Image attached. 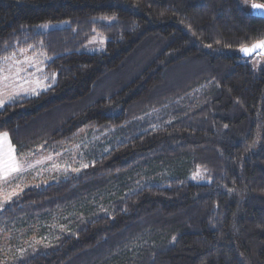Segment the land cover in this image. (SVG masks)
Listing matches in <instances>:
<instances>
[{
    "label": "trees",
    "instance_id": "obj_1",
    "mask_svg": "<svg viewBox=\"0 0 264 264\" xmlns=\"http://www.w3.org/2000/svg\"><path fill=\"white\" fill-rule=\"evenodd\" d=\"M252 2L0 0V57L40 45L54 78L0 107L16 153L122 131L0 209L4 264H264V56L237 54L264 38ZM95 32L105 50L79 51Z\"/></svg>",
    "mask_w": 264,
    "mask_h": 264
},
{
    "label": "rangeland",
    "instance_id": "obj_2",
    "mask_svg": "<svg viewBox=\"0 0 264 264\" xmlns=\"http://www.w3.org/2000/svg\"><path fill=\"white\" fill-rule=\"evenodd\" d=\"M66 24L67 21L64 20L45 22L37 25L36 30L48 31L53 28L65 26ZM105 44L106 38L102 34L95 32L88 41L78 48V50L89 53L101 52L105 50ZM21 49H27V52L21 54L20 49L13 52L16 54V58L22 60L25 55L28 57H34L37 67L28 69V72L33 73V75L27 77L30 82L24 85V88L28 89V91L26 93L21 92L20 95H33L34 93L32 92V89H36L37 93L48 88L54 82L53 75L48 74L45 71V62L49 59V57L45 51L40 48V45L33 46L32 48H29L28 46ZM13 53L0 57V64L7 65L9 62L5 61L4 57L12 56ZM258 59L259 56L255 54L249 61L254 65L258 62ZM38 69H42V71H38ZM201 89H197L198 94H195L196 101L194 102V100H192L194 104L201 100L200 97L203 93L200 91ZM12 91L13 89L0 91V100H5L6 102L10 101L7 97ZM16 91H19V89H16ZM1 106L2 105H0V107ZM94 129L95 128L90 127L81 129L76 139L70 144L54 143L47 147L38 148L24 154H17L21 160L26 161L27 164H31L32 167H27L26 165L25 170L6 186L3 182H0V209L8 202H4L3 200L2 193L4 191H15L18 194L23 188L35 183H46L63 177L68 172L78 173L81 169L86 168L84 165L89 166V164L93 162L94 158H97L109 150L113 144L121 140L122 131L118 128L114 127L103 132H99L97 129ZM90 131H92V134H90ZM76 169H79V171H76ZM4 226V221L0 220V245L3 247L5 244V248L10 250L11 248L16 247L17 243L14 245L16 240L11 239L12 236L9 235L11 232H16L18 230L11 229V224L8 232V230L4 229ZM16 227L21 228L18 226ZM67 227L68 226L61 224L60 228L64 229ZM27 228L33 230L32 225L30 226L28 224ZM22 230L23 229H20V231ZM35 231L36 230L31 232V235L37 236ZM7 261V254L3 255L0 253V264H4Z\"/></svg>",
    "mask_w": 264,
    "mask_h": 264
},
{
    "label": "snow or ice",
    "instance_id": "obj_3",
    "mask_svg": "<svg viewBox=\"0 0 264 264\" xmlns=\"http://www.w3.org/2000/svg\"><path fill=\"white\" fill-rule=\"evenodd\" d=\"M253 10L264 14L260 6L253 5ZM32 47V45H29V48ZM257 49L264 55V40L252 44L251 47L242 46L240 51L247 56L256 52ZM20 52L23 54L27 52V49H20ZM4 60L9 63L7 65L0 64V91L13 89L7 97L11 100L20 95L21 92L26 93L28 91L24 88V85L30 82L27 77L33 75V73L28 72V69L36 68L37 63L34 57L26 55L22 60L17 59L15 53L12 56L4 57ZM38 71H42V69H38ZM16 89H19V91H16ZM32 92L38 94L36 89H32ZM5 102V100H0V105ZM26 165L32 167L31 164H27L26 161L18 157L16 149L9 139V134L7 132L0 133V182H3L5 186L10 184L25 170ZM84 167H87V165H84ZM76 171H79V169H76ZM15 195H17L15 191H4L2 193L4 202L9 201Z\"/></svg>",
    "mask_w": 264,
    "mask_h": 264
},
{
    "label": "water",
    "instance_id": "obj_4",
    "mask_svg": "<svg viewBox=\"0 0 264 264\" xmlns=\"http://www.w3.org/2000/svg\"><path fill=\"white\" fill-rule=\"evenodd\" d=\"M253 5L260 6L261 9H262V11H264V4H262V3H258V2H252V3H249V4H247V5L245 6V10H246V12H247L249 15H251V16H255V17H258V18H262V19H264V14H262V12L254 11V10H253ZM261 40H264V38H262V39H260V40H258V41H261ZM258 41H255V42H253V43H251V44H249V45H244V46L251 47L252 44H254V43L258 42ZM237 54H238V56H240L241 58L250 57V56L255 55V54L262 55V54H261V51H260L259 49H257L256 52H254V53H252V54H250V55H247V56H245V55L240 51V49H239ZM262 56H264V55H262Z\"/></svg>",
    "mask_w": 264,
    "mask_h": 264
}]
</instances>
